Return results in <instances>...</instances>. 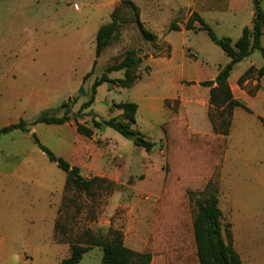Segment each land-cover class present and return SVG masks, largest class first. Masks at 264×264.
I'll return each mask as SVG.
<instances>
[{
	"label": "rangeland",
	"instance_id": "obj_1",
	"mask_svg": "<svg viewBox=\"0 0 264 264\" xmlns=\"http://www.w3.org/2000/svg\"><path fill=\"white\" fill-rule=\"evenodd\" d=\"M261 3L264 10V0H261ZM99 4L100 0H0V69L8 72L15 66L16 53L15 51L10 53L11 45L16 41H24L22 47L24 56L18 67L24 74L26 91L35 86L39 91L46 92L55 81H61L63 87L64 77H67L69 72L74 90L77 82L82 80L83 74L93 69L98 28L112 21L116 8L120 7V15H123L119 36L98 59L93 75L75 89L76 93L58 94L56 102L43 110L29 107L30 97L25 95L23 120L28 124L46 110H53L61 116L64 112L61 111L63 96L70 97L67 102L69 109L73 114L78 113L82 102L89 100L94 81L100 78L109 66L121 62L129 50L136 49L142 61L136 74L141 77L149 73V65L144 60L149 58L151 47L156 41H165L169 32L167 38L177 43L174 68L168 70L165 67L153 66L151 75L145 76L134 89L126 90L118 86L109 89V84L106 83L107 85L99 90L91 107L92 111L105 118L110 109L116 110L113 107L115 104L135 102L138 95L146 92L147 96H171L178 89L173 83L175 74L183 72L186 77H193L197 75V65L208 63V66L214 69L229 61L223 50L212 42L206 32L188 31L181 34L179 31H170L172 22L184 27L188 19L186 12L175 10L177 6L174 0L170 6L166 4V0H120L109 13L100 12ZM132 8L139 13L140 22L146 30L156 36L155 39L147 40L143 36L136 22L138 16ZM203 15L219 38H229L233 43L238 41L245 27L252 25L251 14L247 11L231 13L218 8ZM15 36H18L17 40ZM184 41L188 47L199 51L198 58L194 50L185 49V53L183 52L181 43ZM33 42H37L36 46H32ZM186 56L190 57L188 58L190 60H187ZM262 60L264 59L260 51L254 52L249 59L238 64L233 72V81L250 63L259 65ZM255 72L253 69L245 78L254 77ZM210 75L209 69L205 71L203 77L208 79ZM111 76L121 79L125 77L123 71L113 72ZM244 81L245 79L241 83L239 80V84L242 85ZM87 82L91 85L86 84ZM80 88L85 90V96L79 94ZM148 88L151 90L148 91ZM175 102L181 103L178 99H171L169 106L166 104V107L176 112L178 105H174ZM208 116L211 121L217 119L213 107ZM2 127L4 126L0 128ZM29 127L32 130L29 133L16 130L0 135V264H61L70 256V244L85 241L89 236L85 234L87 231L92 236L112 238V231L115 229L108 228L106 221L120 219L123 214L129 212L122 206L128 190L121 185L97 183L92 196L76 191L65 192L66 173L57 164L49 161L36 144L33 134L35 133L43 145L63 159V156H68L72 150L73 136L63 125L38 124ZM136 128L147 140L155 143L150 153L142 148L133 150L134 142L111 128L103 129L101 135L110 139L113 153L126 154L133 162L131 174H128L134 177L130 179V184H134L135 178H139L147 169L155 170V173L152 171V179L154 182L159 181L165 177V174L161 173V167L163 170L165 168L166 156L164 132L161 126L153 124L143 116L138 117ZM144 158L149 159L146 163L147 168L141 166ZM110 163L114 166L112 161ZM241 167L243 163L241 165L238 160L236 170L240 171ZM223 172V168H217L209 178L211 186L209 191L217 190L222 203L227 202L229 198L222 188L223 182L228 179L225 176H233V179L238 181L242 179L239 172L232 175ZM124 173H127L126 169ZM37 178L54 181L55 194L49 196L46 188H37ZM116 191L119 192L117 202L121 205L114 213H110V199ZM60 199H63L57 219L60 227L55 238L57 242L53 243V239L47 236L48 227L44 222V215L47 214L48 200L52 203ZM158 208L159 203L154 210L156 214ZM261 211L260 214H264V205ZM228 224L231 229V224L229 222ZM263 224L264 222L261 226H264ZM261 236L260 246L263 251L259 255L255 253L248 255L245 264H264V232ZM102 257L101 249L94 248L87 252L78 264H100Z\"/></svg>",
	"mask_w": 264,
	"mask_h": 264
},
{
	"label": "crops",
	"instance_id": "obj_2",
	"mask_svg": "<svg viewBox=\"0 0 264 264\" xmlns=\"http://www.w3.org/2000/svg\"><path fill=\"white\" fill-rule=\"evenodd\" d=\"M118 1L120 0H100L98 8L100 12L106 11L109 13L110 10H113ZM174 2L177 6L175 9L177 12L184 11L187 13L188 19L186 23L194 13H198L203 18V14L218 8L231 13L247 11L251 14L252 22L255 14L253 0H174ZM172 3L173 0H166L168 6ZM178 26L180 28L179 33H188L185 26ZM169 34L170 32L167 36ZM167 36L165 41H156L155 45L151 47L149 58L144 60L146 64L149 65V73L143 74L137 80L133 89L138 87L140 81L145 76L151 75L153 66L165 67L168 70L174 68V55L177 43L176 41H170ZM15 38L17 40L18 36H15ZM184 43L185 41L181 43L183 52L185 53V49L194 50L198 58L200 54L199 51L195 48L188 47ZM23 44L24 41L21 40L11 45L10 53L13 51L16 53L15 66H12L8 72H3L0 69V127L16 125L20 120H23L25 95L30 97L28 102L29 107L36 110L48 109L50 105L56 102L58 94L63 95L69 93L73 95L76 93L74 92L75 89H78L84 84V78L88 74V72L83 74L82 80L80 79L77 82L74 90L71 86V74L69 72L68 76L64 77L63 87L61 81H55L51 83L50 89H47L46 92L39 91L35 86L26 91L23 81L24 74L19 71L18 67L19 61H22L24 56L22 50ZM36 44L37 42H33L32 46H36ZM155 46L157 47L154 48ZM186 58L190 60L188 59L190 57L186 56ZM229 62L230 59L225 64L219 65L218 67L216 66L214 69H211L208 63L197 65V75L193 77H186L183 72L175 74L173 83L178 89L176 93L171 96H147V92L146 94L138 95L134 102L138 105L136 124L139 116L146 117L148 121L157 126H162L166 122L174 119L177 113L166 107V101L178 99L186 112L189 130L194 134L214 135L215 131L208 116L212 107L210 103L211 88L203 87L201 83L204 81H214L219 74L220 68ZM238 64L235 66L233 72L236 70ZM263 65L264 60H262L259 65L250 63L244 72L237 76L235 81H233V72L229 78V84L234 98L242 102L248 110L240 107L236 108L234 111L225 159L221 167L225 173L228 172L226 174L231 173L232 175L235 172H239L242 179L238 181L233 179V176H225L229 181L226 179V181L223 182L222 188L223 191L229 195V198L227 202L224 201V203L219 199V207L223 213V225L228 224V222L231 224L230 230L233 235L234 247L241 257L242 264L248 261V255L253 253L259 255L261 251H263L261 250L260 244L262 238L261 233L264 232V226H261V223L264 222V214H260V211L263 209L264 205V123H262L260 119H264V76L259 77L257 72ZM251 68L255 69L256 72L253 74L255 76L245 78L243 84L240 85L239 80ZM209 69L211 70V75L208 79H205L203 75L205 71ZM111 74H109L111 79H121L113 78ZM86 84H90V82ZM104 85L106 86L107 84L104 83L97 88L96 98L99 90ZM148 89V91L151 90L150 88ZM69 98L63 96V103H67ZM255 106H257V108H254ZM91 107H93V105ZM91 107L86 109L83 113H93L97 116L96 120L100 118L108 120L110 118L119 117L123 113L122 110L110 109L109 114H106L104 118L102 115L92 111ZM91 119V117H86L84 120L80 121L87 122V125L91 126ZM63 126L67 128V131H69L74 138L70 154L68 156H63L65 160L72 166L79 167L81 175L85 178H105L110 183L121 185L124 189L128 190L122 206L127 208L129 212L123 214L120 219L107 220L106 224L108 228H113L122 232L123 242L127 248L137 253H143L155 233L156 213L154 210L160 201L165 177L154 182L152 179V171L155 173V170L147 169L143 175L139 178H135L134 184H130V179L133 176H129L128 174L132 170L133 162L126 154L112 152L110 148L111 141L101 135L102 130H95L91 138L79 134L73 115L72 120L63 124ZM2 128H0V130ZM134 128L139 131L136 125ZM33 131H35V128H33ZM140 133L146 138L142 132ZM135 147L133 150H137L138 147ZM105 160L110 161L105 162ZM238 160L241 162V165L243 163V167H241L240 171L236 170ZM111 161L114 166L111 165ZM148 161L149 159L144 158L141 166L147 168L146 163ZM158 167L160 168L159 165ZM125 169L127 171L126 174L124 173ZM161 173L163 175L165 174L162 167ZM37 179V188H46L49 192L47 195L49 196L55 194L56 186L54 181H49L45 178ZM65 185L66 180L64 188ZM118 197L119 192L116 191L110 199V213H114L118 206L121 205L117 202ZM62 200L63 199L52 201V203L48 200L47 214L44 215V222L48 227L47 236L53 239V243L57 242L55 240L57 235L56 223L59 217ZM42 228L46 230V228ZM38 234L39 232H37V235ZM151 264H168V261L165 255H154Z\"/></svg>",
	"mask_w": 264,
	"mask_h": 264
},
{
	"label": "trees",
	"instance_id": "obj_3",
	"mask_svg": "<svg viewBox=\"0 0 264 264\" xmlns=\"http://www.w3.org/2000/svg\"><path fill=\"white\" fill-rule=\"evenodd\" d=\"M255 14L251 27L243 29L241 37L236 42L229 38H219L212 27L198 14L194 13L185 25L187 31L208 34L214 44L219 46L230 62L220 68L219 74L214 81H204L203 87L211 88L210 103L217 113V119H212L215 130L214 135L194 134L189 130L186 112L181 103L175 102L177 116L161 126L165 137V178L162 195L159 201V211L156 214L155 233L150 239L146 250L137 253L124 245L123 234L113 230L112 238L92 236L90 232L85 241L70 244V256L61 264H78L87 252L94 248L101 249L103 257L100 264H151L154 255H165L168 264H242L241 257L233 243V235L230 225H223V213L219 207L217 190L209 191V178L217 168L224 163L228 146V136L232 126L234 111L236 108L247 107L234 98L229 78L235 66L249 58L254 52L260 51L264 59V10L261 0H253ZM131 6L132 3H126ZM136 11L135 8H132ZM121 8L115 9L112 21L102 25L96 34V59L91 72L84 80L94 73L98 59L103 52L113 44L119 36L122 28ZM122 14V13H121ZM136 22L147 40L155 39V35L146 30L139 20L136 11ZM179 31L177 23L170 25V31ZM141 58L136 49L126 52L121 62L107 68V71L97 78L92 85L91 96L84 102L78 113H72L68 103L64 102L61 116L53 110L43 111L31 124L21 120L16 125L4 127L0 135L8 134L16 130L31 132L29 126L38 124L63 125L73 119L76 122L79 134L91 138L95 130L111 128L123 137L134 142L135 146L151 152L154 142L147 140L134 126L138 105L134 102L115 104L113 107L122 110L119 117L108 120L100 118L96 120L93 113L84 114L90 108L96 98L97 88L104 83L131 89L140 78L136 74L140 67ZM249 69L240 79H245L251 72ZM124 71V79H111L109 74ZM259 77L264 76V65L258 71ZM167 106L170 100L166 101ZM86 117H91V126L87 122H81ZM81 120V121H80ZM264 123V119H260ZM34 140L40 150L46 154L49 161L66 173L65 192L76 191L93 195L97 183L112 184L105 178H85L81 175L79 167L72 166L62 157L55 155L49 148L43 145L36 134ZM138 139V142H136ZM60 223H56L58 231Z\"/></svg>",
	"mask_w": 264,
	"mask_h": 264
},
{
	"label": "water",
	"instance_id": "obj_4",
	"mask_svg": "<svg viewBox=\"0 0 264 264\" xmlns=\"http://www.w3.org/2000/svg\"><path fill=\"white\" fill-rule=\"evenodd\" d=\"M79 94L85 96V90L83 88H80ZM136 142H138V139H136Z\"/></svg>",
	"mask_w": 264,
	"mask_h": 264
}]
</instances>
